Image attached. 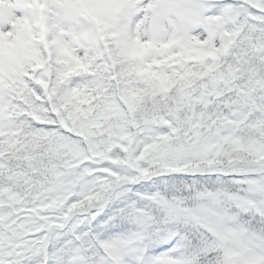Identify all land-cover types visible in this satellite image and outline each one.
I'll use <instances>...</instances> for the list:
<instances>
[{"label": "snow or ice", "instance_id": "snow-or-ice-1", "mask_svg": "<svg viewBox=\"0 0 264 264\" xmlns=\"http://www.w3.org/2000/svg\"><path fill=\"white\" fill-rule=\"evenodd\" d=\"M0 264H264V0H0Z\"/></svg>", "mask_w": 264, "mask_h": 264}]
</instances>
